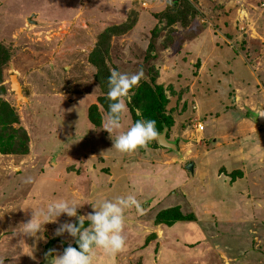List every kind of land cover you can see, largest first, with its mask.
I'll return each mask as SVG.
<instances>
[{
  "label": "rangeland",
  "instance_id": "1",
  "mask_svg": "<svg viewBox=\"0 0 264 264\" xmlns=\"http://www.w3.org/2000/svg\"><path fill=\"white\" fill-rule=\"evenodd\" d=\"M0 45V104L13 110L0 106L4 264H40L46 249L76 245L54 235L75 223L65 215L39 240L15 235L32 210L75 199L82 216L130 194L139 210L124 212L123 249L96 250L93 264H264V121L253 117L264 109V0H0ZM114 69L143 77L112 139L148 119L137 90L160 84L178 153L112 148L101 127ZM167 208L185 218H160Z\"/></svg>",
  "mask_w": 264,
  "mask_h": 264
},
{
  "label": "clouds",
  "instance_id": "2",
  "mask_svg": "<svg viewBox=\"0 0 264 264\" xmlns=\"http://www.w3.org/2000/svg\"><path fill=\"white\" fill-rule=\"evenodd\" d=\"M142 77V70L127 74L115 69L108 77L107 96L112 102L108 106L107 116L101 129L109 134L112 148L120 153H131L142 148L158 135L155 120L141 119L112 139V133L121 128V117L127 111L123 98L128 97L129 91L138 85ZM26 182H31V179L28 178ZM81 206L75 199L53 200L46 207L32 210L30 219L19 224L20 227L15 235L20 233L39 240L46 223L56 222L57 218L65 215L69 218L75 217V223L68 221L59 224L54 230V235L59 237L67 233L74 239L76 247L69 245L62 253L49 250L45 254L47 264H93L96 250H102L106 255L120 252L125 245L122 234L124 212L130 208L139 210L135 196L130 194L116 197L115 200L99 201L91 204L92 212L78 216L77 209ZM85 220L88 221V227L84 226ZM49 256L50 261L47 260ZM0 264H4V261L0 260Z\"/></svg>",
  "mask_w": 264,
  "mask_h": 264
},
{
  "label": "trees",
  "instance_id": "3",
  "mask_svg": "<svg viewBox=\"0 0 264 264\" xmlns=\"http://www.w3.org/2000/svg\"><path fill=\"white\" fill-rule=\"evenodd\" d=\"M133 23H134L133 21H128V24L123 23L121 26L122 30H127L128 28L131 27V25ZM8 47H9V45L7 46V48ZM0 48H1L0 49V60L7 58V51L8 50L7 49L5 50L3 45L2 46L0 45ZM0 64H1V62H0ZM136 94H137V96H141L144 99V104L147 107L146 109L148 111L147 118L153 119L156 121L157 133L159 134L162 131L163 127H166L167 128V134H168V131L170 130V126H171V121L166 116L165 111H164L165 110V104H166L167 100H166V97L164 95L162 86L160 84H154L151 87H147V90H145L144 93L141 92V89H138ZM138 98H137V100H138ZM139 100H140V98H139ZM109 104L110 103L105 102V99H102V105L104 106V108L106 109L107 112H108ZM137 104H139V103H137ZM0 106H2L1 110H7L6 111L7 114H10V115L12 114L13 110L9 109L7 107V105L0 104ZM3 123H5V121H3ZM167 134H166V136H167ZM6 138L8 140L9 137H6ZM3 139H5V138L0 136V146L6 145V143H3ZM8 141H10V140H8ZM157 144L158 143H157L156 138L148 143V145L151 147H155V146H157ZM1 150H3V149H1ZM176 209L177 208H167V209L163 210V212L161 211L159 217L160 218H166L167 216L168 217L170 216V218H172V220L184 219L185 217H183L180 214V212L176 211ZM73 247H76V245H74Z\"/></svg>",
  "mask_w": 264,
  "mask_h": 264
},
{
  "label": "water",
  "instance_id": "4",
  "mask_svg": "<svg viewBox=\"0 0 264 264\" xmlns=\"http://www.w3.org/2000/svg\"><path fill=\"white\" fill-rule=\"evenodd\" d=\"M28 21H31L30 17H28ZM9 86L10 90L15 94L16 96V102L19 103L20 101H26V97L23 95L24 88L22 87L21 83L18 80V77L16 74H10L9 75ZM254 119L256 123L261 124L262 121H264V109H257V111L254 114ZM167 128L163 127L162 131L157 135L156 140L158 145L161 147H164L168 150H171L175 153H178V146L177 143L174 140L167 139ZM193 162L190 161L186 164L185 168L193 174ZM49 252V249H46L44 251L43 260L40 264H47V261L45 260V254ZM48 261L51 260V257L49 256L47 258Z\"/></svg>",
  "mask_w": 264,
  "mask_h": 264
},
{
  "label": "built area",
  "instance_id": "5",
  "mask_svg": "<svg viewBox=\"0 0 264 264\" xmlns=\"http://www.w3.org/2000/svg\"><path fill=\"white\" fill-rule=\"evenodd\" d=\"M196 130H197V131H201V130H203V126H202V125H199V126H198V129L196 128Z\"/></svg>",
  "mask_w": 264,
  "mask_h": 264
}]
</instances>
